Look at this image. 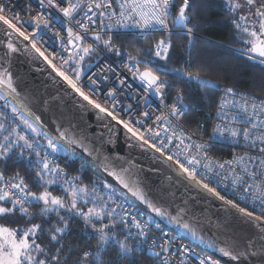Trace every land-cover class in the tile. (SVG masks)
<instances>
[{
    "label": "snow or ice",
    "instance_id": "6c2138e0",
    "mask_svg": "<svg viewBox=\"0 0 264 264\" xmlns=\"http://www.w3.org/2000/svg\"><path fill=\"white\" fill-rule=\"evenodd\" d=\"M38 3L41 9L45 8V0H38ZM175 4L176 0H47V7L61 14L59 17H52V20L65 26L68 37L67 42L72 46L67 49L72 55L68 60L63 61L64 65L69 64L73 56L79 55L80 61H82L85 56L96 50L93 44H85L90 32L91 39L97 43L102 40V34L108 32V39L102 41L104 47L108 51H115L117 56H123L124 53L121 49L112 46V37L118 35L119 30L127 28L140 29L141 36L149 30L167 31L168 38H162L154 46L144 49L143 55H141L140 50H137L136 55H128L127 59L130 63L125 64V67L132 72L133 78L142 82L144 92L146 94L155 93L160 97L161 104L164 103L163 94L164 89L167 87V81L161 80L156 74L159 69L154 71L156 67L154 60L167 59L172 46L171 36L174 29L179 28L181 30L180 34L187 35L191 40L194 29L199 26L193 22L192 17L186 11L191 6L190 0H183L175 16H172L171 9L175 7ZM5 7V5L0 4V21L12 30L8 32V35L11 36L15 32L28 40L30 34L21 31L12 19L3 14ZM227 7L234 17L231 22L238 29V35L248 37L243 43L249 45V47L240 49L241 54L249 60H258V63L264 66V0H227ZM245 9H247V12H245ZM253 9L255 10L252 11ZM237 13H240L238 17L236 16ZM76 17H80V19H76ZM112 17H117L115 23L105 22L106 19L111 20ZM169 17H172L171 25H169ZM13 19L20 21L18 15H15ZM31 22L35 24L37 30L51 27L49 19L43 14L33 17ZM23 23L29 22L24 21ZM189 25L192 26L189 27ZM74 27L77 29L76 31H74ZM60 30L65 29L61 28ZM56 35L59 38L60 32L58 31ZM32 47L44 57L57 75L62 77L83 100L88 101L100 112L111 116L113 120H117V117L111 111L91 100L77 85V82L81 79V70H73L75 76V80H73L44 56V53L36 47L34 40L32 41ZM7 48L10 52L16 51L11 40H9ZM73 49L79 51H73ZM80 61H77V63H80ZM140 64L145 65L143 70L139 67ZM183 75L189 80L199 81L203 88H214L216 90L220 88L215 81L202 79L199 72H187ZM123 83L124 81L121 80V84ZM92 84L95 85L96 81L92 80ZM18 87L19 85L14 82L13 75L8 69L0 68V101L4 102L3 108L11 109L13 117L19 120V124L11 127V130L4 122H0V130L8 132L0 139V161L6 162L12 159L13 153H15L14 163L23 164L26 161L28 168L35 172L33 184L42 187L43 190L38 193L30 191V185L25 183V177L21 176L19 172L11 177H6L4 170L0 169V221H6V223H0V264H61L64 249L63 238L65 235L71 234L70 222L74 219L82 220L85 228L91 229L90 238L95 237L97 239L95 253L91 250L83 251L76 258L74 264H105L101 254L112 244L118 247L122 256H131L133 249L126 243L127 238L146 237V232L143 229L147 225H141L133 217V224L140 231L135 234L128 231L124 240L116 238V224L122 223L127 228L126 217L129 215L127 211L117 213L116 207H109L108 201L113 200L116 189L105 182L103 189L107 191L108 201H104L103 195L96 186L89 189L87 185H80L77 183L80 177H69L64 168L60 167L59 164L54 165L55 154L63 153L64 156L68 157L69 162L72 159L81 158V154L72 147L73 144H77V141L67 139V132H61L59 136H53L44 130V125L38 123L40 117L33 119L32 113L25 111L24 106L18 101ZM223 91L225 95H236V91L232 87L225 88ZM108 96L114 98V92L110 90ZM175 99L177 103L169 106V115L179 118L184 115L183 95L179 90ZM250 99L252 103H249V97L246 94L239 101L222 99L221 105L217 108L218 115L228 119L229 124H246L248 126L240 128L216 125L214 135L210 137V140L220 137L230 139L234 144L248 148V153L239 156L233 155L232 159L219 162L207 155L211 151L210 145L185 144L186 140H191V135L185 136L183 130L180 134H177L175 131L176 125L172 126V134L167 136L169 143L178 141L179 144H184L183 150H178L176 153L177 156L183 155L184 161L180 159L174 161L182 173L195 180L198 169L202 166L205 169L206 178L209 180H215V177L220 175H223L225 181L230 178L231 188L228 189L229 193L251 206L252 211H249L247 207L242 208L239 203L226 200L225 196L216 191V188L196 180L198 185L202 184V187L209 193H212L219 200L225 201L232 208L237 209L246 221L260 228L259 239L262 243L258 251L252 250L257 247L254 241H249L246 250L243 252L238 251L236 245L230 243L228 239L222 241L225 247H217V241L210 242L197 236L196 231L187 223L180 224L175 217L169 220L170 223L175 222L176 227L189 233L194 240L198 239L202 244H207L208 248L218 251L223 256L231 257L232 260H239L241 257L248 258L249 255L264 254V99H260L258 103L256 102L257 97L253 96ZM229 104L236 109L230 119L229 114L224 111L225 106ZM143 116L149 118V113L144 112ZM0 117L6 118V114L0 112ZM156 120L167 122L168 116L161 114L156 117ZM117 123L122 124L136 140L143 141L141 147L148 145L149 148L164 156V149L168 148L169 144L162 143L159 147L156 144H149L144 137V133L140 132L139 129H134L128 121L117 120ZM137 123L142 125L143 121H137ZM20 124L23 125L26 131L18 130ZM163 130L168 132V128ZM147 131L152 133L154 137L160 136L159 132H152L151 128ZM29 134H32L31 140ZM41 138L46 143H41ZM17 148L20 149L19 152H16ZM177 148L179 149V145H177ZM191 149H195L194 154L190 152ZM85 152H88V150L85 149ZM251 152L258 154L252 155ZM88 155H91V153L88 152ZM165 159L173 161V156L167 155ZM84 166L81 165V167ZM93 166L95 167L94 164ZM105 171H107V168H105ZM124 171L127 172V170ZM107 174L115 177L124 188L131 192L133 197L146 204L157 215L165 216L164 211L155 207L146 199L139 187L133 190L121 175L114 170L107 171ZM216 183L218 186L226 187L219 180ZM56 188H59L64 195H53V192L49 190ZM240 188H243L242 192L238 191ZM65 197L68 198L67 202ZM125 201L131 203L126 197ZM81 203L84 205L91 203L92 207H88L85 211L84 208L78 207ZM113 203L115 202L113 201ZM33 205L39 206L38 213L30 211ZM117 207H122V205H117ZM257 211L260 215H256ZM182 213L183 209L180 210L178 215ZM37 214L41 217V221L28 223V221L35 220ZM53 216L56 217L60 226L51 223ZM105 218L109 220L108 224H103L102 221ZM93 221L100 223L101 226L97 228L96 223H93ZM21 222H24L26 226H20ZM13 223L17 224V227L8 226ZM44 223H49L50 227L45 229L43 227ZM109 228L113 231L110 232ZM44 235L48 237L50 243L59 245L54 252H50L48 248L38 242L41 236ZM176 238L178 237L173 239ZM171 244V240L165 241L161 251H153L152 255L160 257L161 253L170 250L169 245ZM181 248L184 252L188 251L183 245H181ZM73 251H75V248H70L69 254ZM90 257L91 259H89ZM132 264H135L134 259ZM160 264H168V260L162 259ZM199 264H215V262H212L210 258H203L200 259Z\"/></svg>",
    "mask_w": 264,
    "mask_h": 264
},
{
    "label": "water",
    "instance_id": "95a60500",
    "mask_svg": "<svg viewBox=\"0 0 264 264\" xmlns=\"http://www.w3.org/2000/svg\"><path fill=\"white\" fill-rule=\"evenodd\" d=\"M11 31L0 22V68L8 69L13 75L14 82L19 85L18 100L32 113L33 119L40 117L38 123L44 125V130L53 136L67 132V139L77 141L72 147L81 158L95 165L104 182L118 188L161 225L222 264H264V254L232 260L198 239L194 240L189 233L176 227L175 222L170 223L172 217L180 224L187 223L197 236L206 241H217V247H225L222 241L228 239L243 252L248 242L254 241L257 247L252 250L258 251L262 243L259 227L246 221L225 201L197 186L165 156L148 145L141 147L143 141L136 140L110 116L83 100L24 39L15 32L9 36ZM9 40L16 48L15 52L7 48ZM105 168L120 174L133 190L139 187L146 199L164 211L165 216L157 215L133 197L115 177L107 174ZM181 209L183 213L178 215Z\"/></svg>",
    "mask_w": 264,
    "mask_h": 264
},
{
    "label": "trees",
    "instance_id": "16d2710c",
    "mask_svg": "<svg viewBox=\"0 0 264 264\" xmlns=\"http://www.w3.org/2000/svg\"><path fill=\"white\" fill-rule=\"evenodd\" d=\"M182 3L183 0H176L175 7L171 9L172 16H175ZM190 4L191 6L186 11L192 17L193 22L199 26L194 29L191 40H189L187 35L180 34L181 30L179 28L174 29L173 35L171 36L172 46L168 57L166 60H154L156 66L154 71L159 69L156 74L163 81H167V87L164 89L163 94L166 100H169L178 90L182 93L184 115L180 119L183 124L201 136L206 137L212 125V117L208 114H212L217 110L222 103V99L239 101L243 98L244 94L249 97V103H252L250 97L253 96L258 98L257 103L260 99H264V66H261L258 60H249L241 54L240 49L249 47V45L243 43L248 37L246 35H238V29L231 22L234 17L230 14L227 7V0H190ZM239 15L240 13L236 14L237 17ZM171 23L172 17H169V25ZM191 26L189 25V27ZM162 38H168V32L149 34L144 37H137L130 33L113 35L112 46L121 49L122 53H124L123 56H117L114 51L106 50L107 48L103 44V46L99 45V47L114 58L127 59L128 55H136L137 50H140L141 55H143L144 49L152 47L154 43ZM103 39L100 41L101 43H103ZM139 67L143 70L145 65L140 64ZM187 72H199L202 79L215 81L220 86L219 90L201 87L199 81L189 80L183 75V73ZM228 87L235 89V96L224 94L223 90ZM0 122H3V117L0 118ZM201 124L204 125L202 130L200 129ZM11 126L13 127V124ZM5 133L8 134L7 131H0V139L6 135ZM200 144L210 145L211 151L207 154L211 156V159L219 162L231 158L233 155L239 156L245 154L238 153L232 147H221L213 142L203 141ZM19 151L20 149L17 148L16 152ZM14 160L15 153H13L12 159L6 162L0 161V169L4 170L5 176L11 177L16 172H19L21 176L25 177V183L30 185V191L37 193L42 191V187H37L33 184L32 181L35 172L28 168L27 162L25 161V163L20 164L14 163ZM55 164H59L60 167L64 168L69 177H80V180L77 182L80 185H87L89 189L96 186L103 195L104 201H108L107 191L100 184L104 181L92 164L89 162L86 164L85 159H72L69 162L68 157L60 153L55 154ZM81 165L85 166L81 167ZM191 180L200 187H202V184L198 185L196 180L209 184L210 187L216 188V191L220 195L225 196L226 200H233L239 203L240 207H247L249 211H252L251 206L229 193L228 189L231 188L230 178L225 181L223 175L215 177V180L221 181L226 187L218 186L214 182L215 180H209L199 174H197L195 180ZM49 190L53 192V195H64L59 188ZM238 191H243V188H240ZM89 204L92 205L91 203ZM108 204L111 208L110 201H108ZM134 205L136 204L134 203ZM85 206L82 203L78 205V207H82L84 210L86 208ZM30 211L38 213L39 206L33 205ZM61 214L63 215V213ZM256 215H260V213L257 211ZM40 221L41 217L37 214L35 220L28 221V223H37ZM102 222L103 224H108L109 220L105 218ZM0 223H6V221H0ZM51 223L60 226L55 216L52 217ZM70 223L71 234L65 235L63 238L64 249L61 264H74L76 258L83 251L91 250L95 253L97 247V239L95 237L90 238L91 229L85 228L82 220L74 219ZM93 223H96L97 228L101 226L96 221H93ZM8 226L17 227V224L13 223ZM20 226L26 225L24 222H21ZM158 226L162 227L163 225L158 222ZM43 227L48 229L50 224L44 223ZM115 230L118 240H124L127 237L128 228H125L122 223H117ZM109 231L111 232L113 229L109 228ZM38 242L48 248L50 252H54L55 248L59 247V245L50 243L46 235L41 236ZM126 243L133 249L131 256H122L118 247L112 244L101 254L105 264H127L133 261V259L139 264H152L150 254L145 248L143 239L139 236L135 238L129 237ZM70 248H75V251L69 254Z\"/></svg>",
    "mask_w": 264,
    "mask_h": 264
},
{
    "label": "built area",
    "instance_id": "2783aa9c",
    "mask_svg": "<svg viewBox=\"0 0 264 264\" xmlns=\"http://www.w3.org/2000/svg\"><path fill=\"white\" fill-rule=\"evenodd\" d=\"M0 4L6 6L3 14L12 19L13 23H15L16 26L21 29V31L30 35L29 39L25 40L23 37L19 36L18 33L16 34L24 39L31 47L32 41L34 40L36 43V47L39 48L40 51L44 53V56H46L48 60L52 62V64L56 65V67L60 71L65 72L70 78L75 80L73 70H81V79L77 82V85L81 87V89L85 92V94L89 96L91 100L96 101L101 105V107L107 108L108 111H111L112 114L117 117V120L128 121L134 129H139L140 132H143L144 137L148 140L149 144H156L158 147L161 146L162 143L169 144V147L164 149V156L166 157L167 155H172L173 164H175L174 161L176 159L184 161L183 155H176L178 150H183L184 144H179L178 141L169 143L167 139V136L172 134L173 125H176L175 131L177 134H180L181 130H183L185 136L191 135V140H186L184 142L185 144H200L203 143V141H206L216 143L221 147H232L241 154L249 152L248 148L243 147L239 144H234L230 139H226L224 137L210 140V137H213L214 135V128L216 127V125H220L222 127L235 126L240 128L247 127L248 125L229 124V120L218 115L216 110L212 114H208L212 117V125L208 130L206 137H203L200 134L196 133L194 130L189 129L181 121V116L177 118L169 115V106L173 103H177L175 99L177 93H174L169 100H166L163 97V104H161L160 102V97L155 95V93L146 94L144 92L142 82L138 79H134L132 72L125 67V64H129L130 62L127 59L114 58L108 52L101 49L98 43L91 39V32L89 33V38L85 41V44H93L96 50L88 56H85L82 61H80L79 55L73 56L70 63L64 65L63 61L68 60L72 55V53L67 51V49L71 48L72 46L67 42L68 37L65 26L59 24L58 21L53 22L52 20V17H59L61 14H59L54 9L47 7V0H45L44 9L40 8L38 0H0ZM38 14H43L46 18L49 19V22L51 24L50 28H43L40 30L36 29L35 24L31 21L32 18L36 17ZM49 14L51 15L49 16ZM15 15H18L20 17V21L13 19ZM76 19H80V17H76ZM116 19L117 17H112L111 20L106 19L105 22L115 23ZM24 21H27L29 23H23ZM0 22L3 23L2 21ZM61 28H64L65 30L61 31ZM76 30L77 29L74 27V31ZM58 31L60 32L59 38H57L56 35ZM93 31H95V29H93ZM119 33H130L136 35L137 37H144L146 35L154 33H167V31L149 30L144 33L143 36H141L140 29L127 28L119 30ZM108 36L109 33L105 32L102 34V39L108 38ZM34 51L53 70L52 66L48 64L44 57H42L35 49ZM73 51L79 50L73 49ZM81 55L83 54L81 53ZM77 61H80V63H77ZM92 80L96 81L95 85L92 84ZM121 80L124 81L123 84H121ZM110 90L114 92V98L108 96ZM224 111L229 114L230 119L231 115L236 111V109L229 104L225 106ZM144 112L149 113V118L143 116ZM161 114L168 116L167 122L163 120H156V117ZM117 120L114 121L117 122ZM137 121H143V124L141 125L140 123H137ZM120 125L127 132L123 125ZM203 126L204 125L201 124V130L203 129ZM149 128L152 129V132H159L160 136L154 137L152 133L147 131V129ZM164 128H168V132H165L163 130ZM129 134L131 135V133ZM177 145H179V149L177 148ZM190 152L194 154L195 149H191ZM250 154L257 155L258 153L251 152ZM207 155L209 156V158L211 157L209 154ZM232 158L233 157L227 158L226 160H230ZM198 174L200 176L206 177L205 169L202 166L198 169ZM184 175L187 177V174ZM216 181L217 180H215L214 182L216 183ZM113 201L115 203H113ZM117 205H122V207H117ZM110 206L116 207L117 213H121L124 211H127L129 213V215L126 217L128 231H131L134 234L140 231V229H137L134 226L133 217H135L136 221L141 225H147V227L143 229L146 232V237L140 238L144 241L145 248L150 254L152 264H160V261L162 259H167L168 264H199L200 259L203 258H210V260L212 262H215V264H222L214 256L199 249L173 230L165 226H154V224L150 220L149 214L139 206L134 205L133 202L127 203L125 201V197L120 196L116 193V195L113 197V200L110 201ZM174 237L178 238L173 239ZM169 240L172 241V244L169 245L170 250L168 252L161 253L160 257L152 255L153 251L160 252L161 247L165 244V241ZM181 245L185 246L188 251L184 252L181 248ZM127 264H132V261L128 262ZM135 264L139 263L135 262Z\"/></svg>",
    "mask_w": 264,
    "mask_h": 264
},
{
    "label": "rangeland",
    "instance_id": "374dc122",
    "mask_svg": "<svg viewBox=\"0 0 264 264\" xmlns=\"http://www.w3.org/2000/svg\"><path fill=\"white\" fill-rule=\"evenodd\" d=\"M245 12H247V9H245ZM103 43H101V42H99L98 43V45H102ZM103 46V45H102ZM106 50H108V49H106ZM115 52V51H114ZM116 53V52H115ZM19 101V100H18ZM20 102V101H19ZM21 103V102H20ZM3 104H4V102L3 101H0V106H1V110H0V112H4L5 114H6V118L5 117H3V122L8 126V128L10 129L12 126H11V124H13V127L14 126H16V125H18L19 124V120H17V119H15L14 117H13V115H12V113H11V109H5V108H3ZM22 104V103H21ZM25 108V107H24ZM25 111H27L28 112V110L25 108ZM1 118V117H0ZM7 119H9L8 121H7ZM11 123V124H10ZM18 130L19 131H26L25 129H24V127H23V125L22 124H20L19 125V128H18ZM0 131H2V130H0ZM6 134V133H5ZM7 135V134H6ZM51 135V134H50ZM5 136V135H4ZM29 139L31 140L32 139V134H29ZM41 143H46V141L45 140H43V138H41ZM175 167H177V166H175ZM177 170L178 171H180L179 169H178V167H177ZM104 183L105 182H102V183H100L101 185H102V187H103V185H104ZM111 185V184H110ZM114 189H116V193L118 194V195H120V196H123V197H127L128 198V200L129 201H131V202H133V200L129 197V196H127L125 193H123L122 191H120L118 188H116V187H114L113 185H111ZM66 200V202H67V200H68V198L67 199H65ZM86 208H85V211L87 210V208L88 207H92V205H90V204H87L86 206H85ZM150 220L152 221V223L154 224V226H156V227H159L158 226V221H156L154 218H151L150 217Z\"/></svg>",
    "mask_w": 264,
    "mask_h": 264
}]
</instances>
